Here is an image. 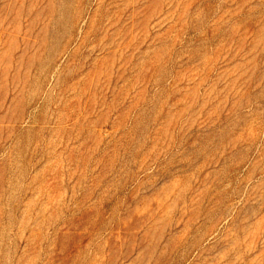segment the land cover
<instances>
[{"label":"rangeland","instance_id":"obj_1","mask_svg":"<svg viewBox=\"0 0 264 264\" xmlns=\"http://www.w3.org/2000/svg\"><path fill=\"white\" fill-rule=\"evenodd\" d=\"M0 264H264V0H0Z\"/></svg>","mask_w":264,"mask_h":264}]
</instances>
